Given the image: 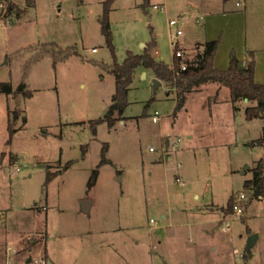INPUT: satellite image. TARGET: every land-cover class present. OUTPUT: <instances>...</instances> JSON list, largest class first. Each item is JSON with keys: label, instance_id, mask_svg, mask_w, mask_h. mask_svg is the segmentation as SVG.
I'll use <instances>...</instances> for the list:
<instances>
[{"label": "rangeland", "instance_id": "rangeland-1", "mask_svg": "<svg viewBox=\"0 0 264 264\" xmlns=\"http://www.w3.org/2000/svg\"><path fill=\"white\" fill-rule=\"evenodd\" d=\"M7 3L0 81L17 87L25 79L34 94L0 93V264L42 257L47 264H264V197L244 185L264 154V118L248 119L243 108L251 101L241 99L235 111L230 87L209 82L187 93L176 115L180 88L161 79L155 89L154 71L141 75L140 68L125 113L95 134L91 120L107 112L116 89L105 0ZM225 9L235 12L215 13ZM109 16L119 61L149 45L171 63V33L181 26L185 59L202 54L197 41L221 37V68L230 46L242 53L252 41L261 48L253 65L264 81V0H114ZM54 41L79 54L56 64L50 54L36 59ZM13 118L17 131L7 144ZM105 143L110 161L99 166ZM49 171L57 174L47 182ZM242 193L243 210L228 213L230 196L235 203ZM87 199L89 212L81 204ZM254 232L260 237L248 256Z\"/></svg>", "mask_w": 264, "mask_h": 264}, {"label": "trees", "instance_id": "trees-1", "mask_svg": "<svg viewBox=\"0 0 264 264\" xmlns=\"http://www.w3.org/2000/svg\"><path fill=\"white\" fill-rule=\"evenodd\" d=\"M2 1V0H0ZM8 1V0H6ZM34 3L36 0H29ZM114 0H105L104 18L102 21L103 31L107 38V43L109 44L113 61L109 64L107 69L115 74L116 76V89L113 94V101L107 110V112L99 117L91 120V127L93 132L97 134L98 125L106 121L110 126L116 124L120 119L127 106L129 105L128 93L131 88V84L134 81L136 71L138 68L143 67L145 69H152L155 76L171 82L174 86L180 88L177 92V111L181 109L187 102L188 95L191 91L198 89L200 85L216 82L219 86H228L231 91V100L234 103V108L237 110L236 102L248 97L249 101L253 104L248 105L245 108L246 117L248 119L254 118H264V81H258L254 76H250L246 72V67L242 59H240L235 52H232L230 63L227 68H220L215 65V55L218 47L221 43V37H216L208 39L204 42V50L201 55L194 62L189 60H183L181 57L176 56V48L174 49V60L172 64L156 58L152 49L149 45L145 46L144 51L141 53L134 52L133 50H128L126 57L123 61H119L115 51V45L113 43V36L111 30L110 22V11L112 9V3ZM12 7L10 6V10ZM21 12L18 15L21 16ZM49 45L54 46L53 48L47 45L44 49H40L37 53L36 59H40L42 56L50 54L54 57V64L57 61L66 58L71 54H79V51L75 45H70L67 47H62L58 42H50ZM156 44L154 40L153 46ZM153 48V47H152ZM33 61H28L25 65L26 72H28ZM182 61L187 63V67L178 72L181 68ZM253 71V70H252ZM6 93L8 95L12 94H23L24 96L31 97L34 92L28 87V83L23 79L17 87H14L11 81H0V93ZM17 117L20 116V112L15 110ZM16 118L9 120V138L7 139V144H11L13 137L17 131ZM15 123V124H14ZM260 143L264 147V127L262 135L260 136ZM108 143H105L103 147V156L98 164L99 166L107 163L110 159L107 157ZM70 166V161H67L64 168ZM99 166L94 168L89 180V188H91L97 180L99 173ZM253 176L247 178L244 182L245 188L252 190L253 196L264 197V155L256 161V165L252 168ZM56 172L49 171L47 176V182L51 181ZM234 195L230 196L228 205L225 207L228 213L233 212L234 208ZM248 256L252 254L247 253Z\"/></svg>", "mask_w": 264, "mask_h": 264}, {"label": "crops", "instance_id": "crops-1", "mask_svg": "<svg viewBox=\"0 0 264 264\" xmlns=\"http://www.w3.org/2000/svg\"><path fill=\"white\" fill-rule=\"evenodd\" d=\"M233 12H235L234 10L232 11V10H230V9H225V10H220L219 12H215L217 15H219V14H229V13H233ZM181 38V37H180ZM214 38H216V37H214ZM208 39H212V38H208ZM208 39H206V40H208ZM205 40V41H206ZM205 41H197V42H202V45L204 46V42ZM196 42V43H197ZM180 43H181V41H180ZM222 43H223V41H221V43H220V45H219V47H218V50H217V52H216V55H215V58H217V55H218V53H219V50L222 48ZM262 43V42H261ZM145 43H143V45H144ZM147 45V44H146ZM256 45L255 44H252V41H249L248 42V40L246 39V42L244 41V47H245V49L243 50V52L242 53H238L237 52V49H236V47L235 46H230V48L228 49V55H229V61L227 60V63H226V66L225 67H223V68H227L228 66H229V63H230V58H231V54H232V52H235L236 54H237V56L240 58V59H242L243 60V62H244V65H245V67H246V72H247V74H249L250 72H252V70L253 71H255L256 72V76H255V79L256 80H258L259 81V70L256 68V66L255 65H253V60H255V55H256V52L258 51V50H261V48H257V47H255ZM180 47H182L183 48V46L182 45H180ZM261 47L262 48H264V42L262 43V45H261ZM184 49V48H183ZM185 51V50H184ZM184 56H185V54H184ZM183 60H189V61H192V62H194V59L193 58H182ZM185 62V61H184ZM188 62V61H187ZM216 62V61H215ZM252 62V63H251ZM170 64H173V60L171 61V63ZM215 65H216V63H215ZM140 68H143V67H140ZM140 68H138V70L140 69ZM221 68V67H220ZM144 70H146V71H144ZM146 73L147 74V76H148V74H149V68L148 69H145V68H143V71H142V74L141 75H144V73ZM220 87H222V86H219V88ZM201 89V88H200ZM33 96V95H32ZM189 97V96H188ZM245 100V99H244ZM239 101H241V100H239ZM239 101H237L236 102V104H237V106H239L238 105V102ZM246 101H249V100H246ZM233 102V101H232ZM250 104H253L252 102L251 103H249V104H247V105H244L243 106V108H244V110H245V108L248 106V105H250ZM185 106V105H184ZM233 108H234V103H233ZM235 109V108H234ZM238 110H242V106H239V109H235V111H238ZM261 144V143H260ZM264 155V154H263ZM262 155V156H263ZM261 156V157H262ZM260 157V158H261ZM242 168V167H241ZM252 177V176H251ZM91 208H92V206H91ZM260 237V236H259ZM258 240H259V238H258ZM49 254V253H48ZM50 255V254H49Z\"/></svg>", "mask_w": 264, "mask_h": 264}, {"label": "built area", "instance_id": "built-area-1", "mask_svg": "<svg viewBox=\"0 0 264 264\" xmlns=\"http://www.w3.org/2000/svg\"><path fill=\"white\" fill-rule=\"evenodd\" d=\"M156 7H158L157 4H155ZM8 9H9V4L7 3L6 0H2L0 1V23L1 21L4 20V18L8 17ZM170 23L171 24H178V20L176 18H173L170 20ZM184 33V30L181 26H179L176 30H173L172 33H171V36H172V39H173V43L175 45V48H176V56L177 57H181L183 58L184 57V49L182 47H180V37L181 35ZM172 66H174V64H172ZM187 67V63L182 61V64H181V68L178 72H181L182 69H185ZM154 120L157 121L160 119V114H159V111L156 110V114L154 115ZM174 148V147H173ZM151 149H153V147H151ZM170 158H172L171 156H169ZM19 170V166L16 165L15 167V173H17V171ZM245 197V194L242 193L240 195V198H238V201L234 203V208L237 209V211L241 212L243 210L242 206L239 204V201L244 199ZM152 221H154V219H152ZM10 249H12V247L10 246L9 247ZM7 264H13L12 261H8ZM33 264H47V258L45 257H42V259L40 260H35L33 262Z\"/></svg>", "mask_w": 264, "mask_h": 264}, {"label": "water", "instance_id": "water-1", "mask_svg": "<svg viewBox=\"0 0 264 264\" xmlns=\"http://www.w3.org/2000/svg\"><path fill=\"white\" fill-rule=\"evenodd\" d=\"M144 73V72H143ZM250 76H256V72L255 71H252L249 73ZM162 84V80L158 77H155L154 78V87L155 89L160 85ZM245 100H249L248 97L245 98ZM259 144H260V141H259ZM249 166H247V168H249ZM82 204V209L85 210V211H90L91 210V206H92V201L91 200H83L81 202ZM259 233L257 232H254L252 233L249 238H248V242H247V252L252 254V248L256 245V243L258 242V238H259Z\"/></svg>", "mask_w": 264, "mask_h": 264}]
</instances>
